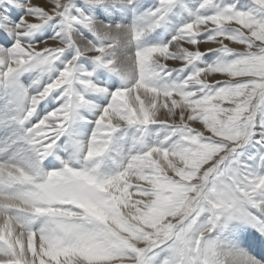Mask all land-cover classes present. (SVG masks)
<instances>
[{
    "label": "snow or ice",
    "instance_id": "obj_1",
    "mask_svg": "<svg viewBox=\"0 0 264 264\" xmlns=\"http://www.w3.org/2000/svg\"><path fill=\"white\" fill-rule=\"evenodd\" d=\"M0 264H264V0H0Z\"/></svg>",
    "mask_w": 264,
    "mask_h": 264
}]
</instances>
